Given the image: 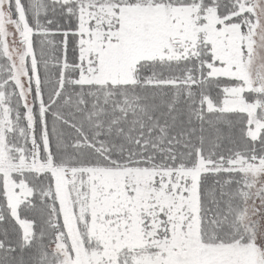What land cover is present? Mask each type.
<instances>
[{"label":"snow or ice","instance_id":"snow-or-ice-1","mask_svg":"<svg viewBox=\"0 0 264 264\" xmlns=\"http://www.w3.org/2000/svg\"><path fill=\"white\" fill-rule=\"evenodd\" d=\"M0 264H264V0H0Z\"/></svg>","mask_w":264,"mask_h":264}]
</instances>
